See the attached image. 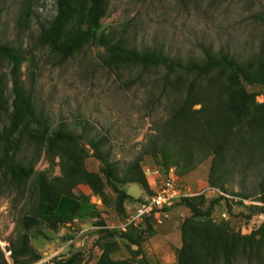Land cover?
<instances>
[{
  "label": "rangeland",
  "instance_id": "rangeland-1",
  "mask_svg": "<svg viewBox=\"0 0 264 264\" xmlns=\"http://www.w3.org/2000/svg\"><path fill=\"white\" fill-rule=\"evenodd\" d=\"M78 1L84 4L85 0ZM54 14V0H0V43L19 47L24 55L19 77L39 126L34 129L32 123L28 134L9 130L10 64L0 57V156L7 148V162L31 170L28 178L14 179L5 164L0 166V264H13L9 248L17 251L21 220L33 214L36 174L50 181L61 175L60 162L67 171L74 168V180H80L67 188L69 193L86 196L99 217L75 219L56 229L44 222L31 227L29 245L38 259L26 264H95L102 252L113 264H176L183 221L200 217L180 201L146 218L140 228L127 225L121 230L133 201H125L122 211L115 208V193L99 171L101 163L91 155L89 143L96 145L118 178L134 175L146 182L153 177L155 184L172 175L187 190L197 214L206 210L211 199L201 190L209 186L212 154L191 168L198 146L176 136L177 122L164 130L173 102L159 96V86L151 83L161 70L106 62L102 47L92 38L79 42L65 59L40 46L39 31ZM99 21L112 41H123L138 51L152 49L180 63H200L204 52L247 62L259 48L264 50V0H104ZM242 84L253 93L254 104L264 103V84ZM199 90L195 86L191 100H198ZM190 108L187 114L198 117L200 103ZM160 130L164 139L158 150L142 154L143 146L150 148ZM56 131L71 134L75 141H49ZM251 145L242 144L237 158L225 155L215 172L221 175L216 188L245 203L238 202L242 206H235L223 219L220 198L206 216L244 238L232 264H264V146ZM92 174L103 182L99 193H92L87 184ZM137 186L145 194L154 189L147 182L145 189L134 182L129 193L135 195ZM32 254L18 258L29 260Z\"/></svg>",
  "mask_w": 264,
  "mask_h": 264
},
{
  "label": "trees",
  "instance_id": "trees-1",
  "mask_svg": "<svg viewBox=\"0 0 264 264\" xmlns=\"http://www.w3.org/2000/svg\"><path fill=\"white\" fill-rule=\"evenodd\" d=\"M54 1L55 14L40 29L36 38L38 44L46 47L59 59H65L79 42L92 38L102 47L106 62L136 65L145 70H161L160 77L156 80L153 78L151 83L159 86V96L173 102V105L170 104L172 112L165 120L164 130L169 131L167 130L170 129L169 126L177 122L179 126L176 136L189 139L193 145L198 146L193 153L195 163L191 168L208 154H212L207 176L210 187L217 186L216 178L221 175L215 172L219 165L221 166L225 155L231 154L237 158L245 142L248 144L252 142L251 147L255 145V148L264 146V103L254 104L253 93L246 91L242 84V82L264 84L262 48H259L254 59L247 62H241L225 53L204 52V59L200 63L194 61L180 63L158 51L152 49L138 51L123 41H112L107 38L106 33L100 29L99 21L103 15L104 0H85L84 4L78 0ZM0 57L10 64L12 99L8 116L9 130L14 132L19 129V133L28 134L32 123L35 124L34 129L38 130V120L34 117L30 100L19 77L20 64L25 59L21 49L0 43ZM195 86L200 89L199 98L191 100ZM206 100L209 105H206ZM194 103H200V108L196 110L199 116L196 118L187 114ZM157 133L151 141L150 148L143 146L142 154L158 150L159 143L164 139L163 130ZM48 140L75 141V138L71 134L56 131ZM89 147L92 150L91 155L101 163L99 171L103 174L105 182L115 193V208L122 211L125 201H134L137 198L125 193L117 184L138 182L145 189L147 187L145 179L134 175L126 178L116 177L114 169L96 150V145L91 142ZM7 152L8 149L4 148L0 156V166L5 164L11 178H28L31 170L19 162L12 160L7 162ZM249 157L252 158L251 155ZM219 159L221 161L217 164L216 161ZM137 170L140 171L139 168ZM59 171L61 175L53 176L50 181L41 174H36L35 183L38 191L33 214L24 216L21 220L22 232L17 251L9 248L13 264H26L38 259L37 254L31 253L27 231L40 222H44L51 229H56L59 224H65L73 219L99 217L94 205L89 203L86 196L69 193L67 188L80 182L74 180L76 177L74 168L67 171L60 162ZM87 184L92 193H99L103 182L99 176L92 174L88 177ZM219 199L220 197L211 198L206 210L200 214L193 209L188 197L177 201L184 202L193 215L200 218L189 217L183 221L180 229V246L176 251V264H232V259L240 246L239 241L244 238L227 232L226 227L206 218L211 206ZM261 200L264 202V198ZM122 235L125 236L124 233ZM31 254L29 260L20 261L18 258L19 255L26 257ZM95 264L113 263L102 252Z\"/></svg>",
  "mask_w": 264,
  "mask_h": 264
},
{
  "label": "built area",
  "instance_id": "built-area-1",
  "mask_svg": "<svg viewBox=\"0 0 264 264\" xmlns=\"http://www.w3.org/2000/svg\"><path fill=\"white\" fill-rule=\"evenodd\" d=\"M201 194L208 198L220 197L223 199L224 209L220 214L223 219L228 218V205L238 202L245 203L243 198L226 194L215 187L206 186L201 190ZM186 196H188L187 190L178 180L172 175H167L154 184V189L150 194L142 195L132 202L131 210L127 212L125 221L120 226V229L124 231L127 225L140 228L146 218L155 215L160 210L170 208L175 202ZM97 202H99V199ZM262 206L264 208V204Z\"/></svg>",
  "mask_w": 264,
  "mask_h": 264
},
{
  "label": "crops",
  "instance_id": "crops-1",
  "mask_svg": "<svg viewBox=\"0 0 264 264\" xmlns=\"http://www.w3.org/2000/svg\"><path fill=\"white\" fill-rule=\"evenodd\" d=\"M146 182H147V185H148V187H152L154 184H153V177H151V178H147V180H146ZM133 184H134V182H125V183H123V184H121L120 185V188H122L124 191H125V193H127L128 195H130L131 197H135V195H145V193L143 192V190L139 187V186H137L138 188H137V193L135 194V195H132L131 193H129V188L131 187V186H133ZM206 186V184H203L202 186H201V188H203V187H205ZM200 188V189H201ZM200 189H199V191H200ZM220 202H222V201H220ZM240 203H234V204H231L230 206L228 205L227 206V214H228V216H229V212L235 207V206H242V205H239ZM243 229L245 228V226H241ZM250 227H249V225H246V229L248 230Z\"/></svg>",
  "mask_w": 264,
  "mask_h": 264
}]
</instances>
